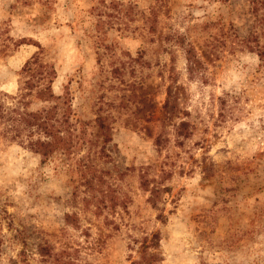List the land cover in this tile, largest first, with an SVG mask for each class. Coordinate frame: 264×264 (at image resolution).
I'll use <instances>...</instances> for the list:
<instances>
[{
    "label": "rangeland",
    "instance_id": "1",
    "mask_svg": "<svg viewBox=\"0 0 264 264\" xmlns=\"http://www.w3.org/2000/svg\"><path fill=\"white\" fill-rule=\"evenodd\" d=\"M0 264H264V0H0Z\"/></svg>",
    "mask_w": 264,
    "mask_h": 264
},
{
    "label": "trees",
    "instance_id": "2",
    "mask_svg": "<svg viewBox=\"0 0 264 264\" xmlns=\"http://www.w3.org/2000/svg\"><path fill=\"white\" fill-rule=\"evenodd\" d=\"M193 51L194 48H193ZM28 64V63H27ZM32 80L27 81L25 84L27 88H32ZM37 96L43 100H53L58 98L53 92L51 84L46 85L43 88H39L37 91ZM55 107H50L48 109H42L39 111L28 112L24 116L25 121L30 126H35L38 130L44 132V138H38L37 140L31 141V148L39 152L43 157H48L53 152L60 148H64L67 145V136L63 133L58 122L60 121L55 115ZM101 127H106L103 119L99 118Z\"/></svg>",
    "mask_w": 264,
    "mask_h": 264
}]
</instances>
